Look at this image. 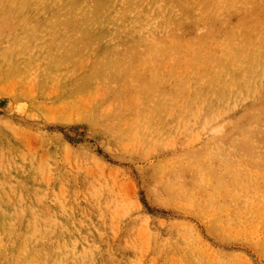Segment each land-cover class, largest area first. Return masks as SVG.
Returning a JSON list of instances; mask_svg holds the SVG:
<instances>
[{"label":"rangeland","instance_id":"rangeland-1","mask_svg":"<svg viewBox=\"0 0 264 264\" xmlns=\"http://www.w3.org/2000/svg\"><path fill=\"white\" fill-rule=\"evenodd\" d=\"M0 264H264V0H0Z\"/></svg>","mask_w":264,"mask_h":264}]
</instances>
